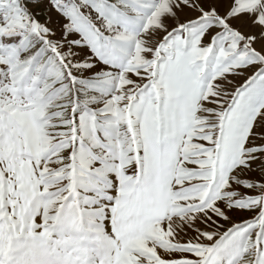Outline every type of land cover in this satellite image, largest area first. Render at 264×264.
Returning <instances> with one entry per match:
<instances>
[{
	"label": "snow or ice",
	"instance_id": "6c2138e0",
	"mask_svg": "<svg viewBox=\"0 0 264 264\" xmlns=\"http://www.w3.org/2000/svg\"><path fill=\"white\" fill-rule=\"evenodd\" d=\"M0 264H264V0H0Z\"/></svg>",
	"mask_w": 264,
	"mask_h": 264
}]
</instances>
